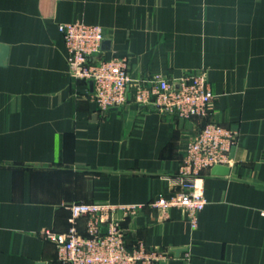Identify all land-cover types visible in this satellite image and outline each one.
Listing matches in <instances>:
<instances>
[{"label": "crops", "instance_id": "crops-1", "mask_svg": "<svg viewBox=\"0 0 264 264\" xmlns=\"http://www.w3.org/2000/svg\"><path fill=\"white\" fill-rule=\"evenodd\" d=\"M75 21L100 26V59L126 57L134 80L205 71L207 115L100 112L67 73L57 26ZM0 45V264H61L43 232H66L72 203L136 206L114 218L128 248L181 250L161 264H264V0H0ZM207 123L237 141L228 174H203L193 230L147 203L181 188L184 147Z\"/></svg>", "mask_w": 264, "mask_h": 264}, {"label": "built area", "instance_id": "built-area-1", "mask_svg": "<svg viewBox=\"0 0 264 264\" xmlns=\"http://www.w3.org/2000/svg\"><path fill=\"white\" fill-rule=\"evenodd\" d=\"M57 28L66 48L69 77L91 84V100L100 112L132 103L182 120L207 115L213 95L205 71L187 73L175 80L159 76L134 80L126 57L100 59L104 40L100 26L75 21L58 24ZM236 141V131L228 127L203 125L184 147L178 170L181 188L168 197L151 200L147 207L161 214L180 209L190 227L197 229L199 213L206 204L203 174L215 166L229 167ZM67 209L70 226L66 232H43L44 238L53 242L61 264H161L172 257L169 251L148 247L142 241L127 247L125 231L114 215L120 211L128 216L136 206L72 203ZM80 218H85L82 235L76 227Z\"/></svg>", "mask_w": 264, "mask_h": 264}, {"label": "water", "instance_id": "water-1", "mask_svg": "<svg viewBox=\"0 0 264 264\" xmlns=\"http://www.w3.org/2000/svg\"><path fill=\"white\" fill-rule=\"evenodd\" d=\"M6 57H7V48L3 45H0V67L5 65ZM228 172L229 169L228 167L225 166H215L210 170V173L214 176L226 175L228 174ZM180 252L181 250L172 251V253L175 254V256H177Z\"/></svg>", "mask_w": 264, "mask_h": 264}]
</instances>
